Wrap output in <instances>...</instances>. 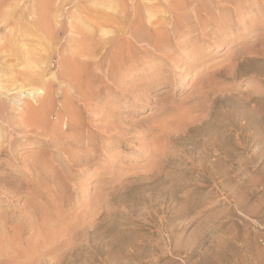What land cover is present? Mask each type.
<instances>
[{
    "label": "rangeland",
    "instance_id": "1",
    "mask_svg": "<svg viewBox=\"0 0 264 264\" xmlns=\"http://www.w3.org/2000/svg\"><path fill=\"white\" fill-rule=\"evenodd\" d=\"M111 1L17 0L15 18L36 22L12 37H46L47 17L59 38L45 78L55 74L62 93L46 132L63 100L75 115L61 114L52 143L0 122V264H264V0H181L178 25L194 23L189 2L211 17L173 52L147 43L154 21L171 34L169 0ZM73 37L105 41L95 69L72 83L83 96L57 76ZM11 95L7 105L30 100ZM76 117L77 134L66 130Z\"/></svg>",
    "mask_w": 264,
    "mask_h": 264
},
{
    "label": "bare ground",
    "instance_id": "2",
    "mask_svg": "<svg viewBox=\"0 0 264 264\" xmlns=\"http://www.w3.org/2000/svg\"><path fill=\"white\" fill-rule=\"evenodd\" d=\"M232 1L236 2V0H232ZM33 2H34V0H33ZM111 2H109V4ZM113 2H114V0H113ZM164 2H165V0H164ZM95 3H97V2H95ZM33 5L34 4H32L31 7ZM113 5L115 6V2ZM165 5H166V9L169 10L168 12H169L170 17H175V19H177V20H174L175 23L172 24V27L171 26L169 27L171 34L168 33L169 32L168 27H167L168 25H164V23L162 21H154V23L156 24V27H157L158 34H157L156 38L151 39L147 43H148V45H151L154 49H156V48L162 49L164 47L169 46V48L173 52V51H175L174 47H181L184 44V42L189 41L186 38L185 39L181 38L182 36L185 35L184 34L185 31L191 32L193 29H197V30L201 31L203 28H206L205 20H207L209 17H211V14L208 11L205 12V14L201 13L200 10H204L203 9V3L189 2V4L187 6L190 10V14L192 16L191 19L193 18L194 23H191L190 21L189 22L188 21H185V22L181 21V23L183 22V24L178 25L179 21H178L177 16H175L176 14L181 16L179 18H181L182 20H186V18H188L186 16V12H185L186 8H187L186 4H183L181 2V0H169V1H166ZM223 5H226V4H223ZM18 6H19V4H18L17 0H0V31L6 30V31L10 32L8 37H4V36L0 37V117H3L2 119H0V122L8 123L9 127H11V129H14L15 127H17L24 132L32 131V132H35L38 134L47 135V137H48V138H46L47 142L52 143L54 140L53 136L56 137L57 136L56 134L63 132L62 124L65 121H64V117L62 118L61 114L62 113L63 114L69 113V114H67L69 116L75 115L74 111L72 110L73 106L71 108V104L68 103L66 100H63L64 102L60 103L62 113L61 114L57 113L56 118H55L54 124L56 126V130H54L52 134H50L49 132L48 133L46 132V129H47V127L49 128V126L46 125L47 122H45V120L47 121V116L49 114V110H50V108L52 109V102H49V100L52 98L51 96L53 95V93H62L61 86L56 85L57 83L54 84L56 81L54 82L53 80L50 79L52 76L55 78L56 77L55 74H51L50 76H47L45 78V76L47 74L46 72L50 69V66H51L50 65L51 64L50 59H51V56L53 53V46L59 41V38L48 37V33H49L48 27H49L50 22H48L47 17H44L45 22H43L44 23V29L46 32V34H45L46 37H12L13 33L15 32V30H14L15 27L19 28L20 29L19 34L23 35V33L27 32V30L29 28L28 24H33L32 25V29H33V26L35 24L34 22H36V20L32 17L33 16L32 14L34 12L33 8L31 11H29V14H28L29 16L32 17V19L28 18L29 22L24 21V20L20 21V20L16 19L15 18L16 17L15 16V10H17L16 8ZM41 6H43V5H41ZM226 6H228V5H226ZM43 7L45 8V7H47V5L44 4ZM28 10H29V8H28ZM44 10H42V12ZM154 10H155V8L153 7V5L147 6V8H146V12H148V16H146L147 20L152 19L154 17V15H152ZM45 11H47V8ZM226 11H227V9L224 10L223 15L226 13ZM219 13H220V11H219ZM45 16H46V14H45ZM215 17L216 18H215L214 22L217 23L219 16L215 15ZM135 38L138 39L137 37H135ZM82 39L83 40L84 39L94 40L95 37H80V39L73 37L69 40L67 39L66 42L68 43L67 44L68 48L65 46L64 48L59 50V53H58V57H59L58 58L59 59L58 69H59V71L57 73V76H62L63 82L69 81L68 85L71 86L73 88V90L79 94V96H83V92L81 93L78 89L75 90L72 83H73L74 79L80 80L82 78L83 74L86 73V77L90 74L91 67L95 63V58L102 51V50L100 51L101 45H99V46H96V45L105 42L104 40L99 39L101 41L99 43H97L98 41L95 39L96 41L95 40L91 41V43L92 42L97 43V44L94 43L95 45H93V43H92V45L87 44L85 49L82 46L81 49H79V50H77L78 48H73V45H75V44L78 45V43H82L80 41ZM72 42H73V44H72ZM118 45L122 46L121 41L118 42ZM142 50L146 51L145 48H142ZM169 52H170V50L167 53L162 54V56H167ZM232 57H233V55H232ZM137 58H139V56ZM200 61H201V59L197 58L194 61V63L199 64ZM108 62H109V60H108ZM236 64H238V62ZM99 65L97 66V68L101 69V67ZM236 66H238V65H236ZM92 68H94V67H92ZM174 70H176V69H174ZM115 71H117V70H115ZM235 71H237V70H235ZM103 73L105 74L104 75V77L106 78L105 80H108L110 77L109 74L106 71ZM67 75L69 77L71 76V78L67 79ZM251 75H252V73H251ZM90 77H88V80L90 82H95L96 79L103 78L101 75L96 77L95 80L91 79ZM251 79H252V77H251ZM100 80H102V79H100ZM89 81H86L87 84H90ZM252 81H253V79H252ZM151 82H153V81H151ZM98 85H100V84H98ZM106 86H107V84H106ZM259 88L260 87H258V89ZM247 91H248V89H247ZM15 93H17V94L20 93V95L24 94L26 96L25 99H30V100H28L26 102L19 100L18 104L14 105V106L13 105H7L9 102L7 104L5 102H3L2 98H4L5 96H8V95H11V94L13 95ZM59 96H61V95H58V97ZM7 100H6V102H7ZM86 109H88V108H86ZM101 113H102V109H101ZM102 115H104V114L102 113L101 116ZM108 115H109V118H107V119L110 120L111 123H113V115H110V114H108ZM91 119L92 118H90V120ZM104 121H106V120H104ZM110 122H109V124H111ZM58 123H59V127H57ZM17 128H15V129H17ZM78 128H79V125L77 122V117L71 126H67V124H66V130L67 129H70V131L73 130L74 133H76V134H77V132L75 130ZM112 130H113V128H112ZM74 133H72V134H74ZM0 136H3V134ZM87 138L89 139V137H87ZM122 138H124V137H122ZM66 142H67V140L65 141V143ZM65 149H67V148H65ZM62 153H64V152H62ZM34 173H35V171H34Z\"/></svg>",
    "mask_w": 264,
    "mask_h": 264
}]
</instances>
